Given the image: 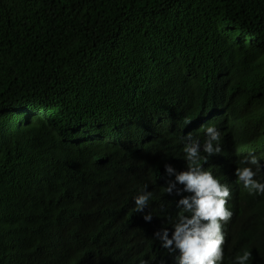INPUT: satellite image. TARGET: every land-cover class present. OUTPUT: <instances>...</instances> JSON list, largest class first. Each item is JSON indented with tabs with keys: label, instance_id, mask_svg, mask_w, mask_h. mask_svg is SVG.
<instances>
[{
	"label": "trees",
	"instance_id": "1",
	"mask_svg": "<svg viewBox=\"0 0 264 264\" xmlns=\"http://www.w3.org/2000/svg\"><path fill=\"white\" fill-rule=\"evenodd\" d=\"M208 125L224 264H264V196L234 175L254 153L264 182V0H0V264H175L164 164Z\"/></svg>",
	"mask_w": 264,
	"mask_h": 264
},
{
	"label": "clouds",
	"instance_id": "2",
	"mask_svg": "<svg viewBox=\"0 0 264 264\" xmlns=\"http://www.w3.org/2000/svg\"><path fill=\"white\" fill-rule=\"evenodd\" d=\"M204 134L203 143L191 133L181 138L186 170H177L171 163L164 164L167 179L163 191L168 196L179 197L176 206L181 211L171 221V229L162 227L153 237L169 254L178 253L174 255L175 264H224L223 227L233 215L226 207L230 189L204 170L201 163L221 153V133L215 125H208ZM201 152L206 155L202 156ZM238 164L234 169L236 182L249 195L264 196V182L255 178L261 172L259 158L250 153L240 158ZM152 198L147 188L134 198L135 211L142 214L145 223L153 220L151 212L145 211ZM251 259V252L244 251L236 255L233 264H250Z\"/></svg>",
	"mask_w": 264,
	"mask_h": 264
}]
</instances>
